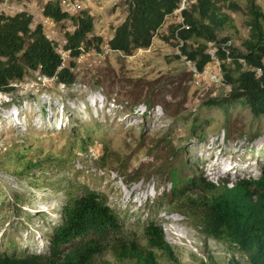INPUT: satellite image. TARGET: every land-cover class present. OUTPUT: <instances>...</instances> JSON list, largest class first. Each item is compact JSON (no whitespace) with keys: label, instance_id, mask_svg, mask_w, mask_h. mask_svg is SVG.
<instances>
[{"label":"rangeland","instance_id":"374dc122","mask_svg":"<svg viewBox=\"0 0 264 264\" xmlns=\"http://www.w3.org/2000/svg\"><path fill=\"white\" fill-rule=\"evenodd\" d=\"M46 1L3 0L0 12L29 13L61 48L73 25L45 24ZM77 1L94 15L91 38L109 40L128 14L119 0ZM257 4L264 12V0ZM227 13L233 26L220 38L229 36L230 45L241 48L249 36L247 18ZM178 23L177 15L169 17L159 34ZM172 43L156 37L149 49L132 56L112 52L101 65L77 72L69 86L32 74L11 93H0V252L48 254L67 199L90 190L119 216L120 236L144 245V228L154 222L180 264H201L205 250L225 264V249L172 210L169 170L216 184L258 178L264 168V117H254L242 100L222 109L206 106L225 97L227 87L197 84L186 63L175 58L179 45ZM104 157L106 166L100 162ZM30 160L36 168L27 167ZM221 167L227 172L219 174Z\"/></svg>","mask_w":264,"mask_h":264},{"label":"trees","instance_id":"16d2710c","mask_svg":"<svg viewBox=\"0 0 264 264\" xmlns=\"http://www.w3.org/2000/svg\"><path fill=\"white\" fill-rule=\"evenodd\" d=\"M64 1L77 0H48L42 17L43 21L55 25L64 21L72 23L73 31L65 33L62 46L70 51L72 58L82 52L101 51L105 44L113 53L132 56L139 50L149 49L159 37L168 44L174 41L181 54L202 70L212 62L210 50L216 49L222 85L228 91L225 97L210 99L205 105L222 109L242 100L254 117H264V12L257 0H245L243 4L238 0H194L182 11L183 21L168 26L167 35L159 31L169 17L176 15L181 0H119L128 14L113 29L109 40L101 36L91 38L96 24L94 15L82 8L68 13L64 10ZM228 11L240 12L247 18L249 36L241 48L226 45L231 41L229 36L220 38L222 32L233 26ZM43 24L35 25L33 16L25 11L13 15L0 12V93H11L16 90L14 84L24 83L32 74L66 86L74 83L77 75L71 69L74 63L60 70L63 60L59 45L49 37ZM175 58L182 59L178 54ZM257 69L261 71L259 76ZM145 104L147 109L153 108L149 101ZM107 156H115L113 159L122 163L115 152H107ZM106 157L100 160L103 166H106ZM37 165L31 160L27 163V167ZM179 171L169 170L172 210L187 217L217 249L220 246L225 249L224 254L229 257L225 264H264V168L258 178L219 184L203 175L183 173L181 176ZM121 225L105 197L86 190L80 196L67 199L62 208V222L51 232L48 254L0 252V264H113L108 257L116 264L181 263L161 226L152 222L144 228L143 245L120 236ZM203 254L206 257L200 259L201 264H217L208 251Z\"/></svg>","mask_w":264,"mask_h":264},{"label":"built area","instance_id":"2783aa9c","mask_svg":"<svg viewBox=\"0 0 264 264\" xmlns=\"http://www.w3.org/2000/svg\"><path fill=\"white\" fill-rule=\"evenodd\" d=\"M193 2L194 0H181L179 8L175 11V14L179 17V22L183 21V19L181 18L182 11L186 10V8ZM63 7L64 10L68 13H75L82 8L78 1H64ZM44 22L45 24L53 25V23L49 21ZM226 45H230V42H228ZM223 50L226 52L227 55L229 54V51L226 50L225 47L223 48ZM216 51V49L210 50L209 54L211 55L212 62L206 65L202 70H199L197 67H195L194 64L188 61L187 58L181 54L179 48L178 55H180L182 60L188 66L189 73L197 84L208 83L217 86L220 84L222 85V71L220 62L215 55ZM58 52L62 56L63 60L60 70L70 68V62H73L74 66L71 69L76 72H79L83 68L92 69L95 68L97 65H101V63L112 53L110 47L107 44L103 46V49L101 51L93 50L90 52H82L75 58H72L70 55V51L64 50L63 47H59ZM228 60L230 59L228 58ZM256 73L257 76H259L261 74V71L257 69ZM22 84L23 83H16L13 86L15 88H19Z\"/></svg>","mask_w":264,"mask_h":264},{"label":"bare ground","instance_id":"6f19581e","mask_svg":"<svg viewBox=\"0 0 264 264\" xmlns=\"http://www.w3.org/2000/svg\"><path fill=\"white\" fill-rule=\"evenodd\" d=\"M14 114H15V113H14ZM14 119H15V118H14ZM218 172H219V174H223V173H226L227 170H226L225 168H222V167H221V169H219ZM143 193H145V192H143ZM146 194H147V193H145L144 195L139 194V197H140V196H145ZM139 197H138V198H139Z\"/></svg>","mask_w":264,"mask_h":264},{"label":"crops","instance_id":"0c3cea01","mask_svg":"<svg viewBox=\"0 0 264 264\" xmlns=\"http://www.w3.org/2000/svg\"><path fill=\"white\" fill-rule=\"evenodd\" d=\"M111 38V37H110Z\"/></svg>","mask_w":264,"mask_h":264}]
</instances>
